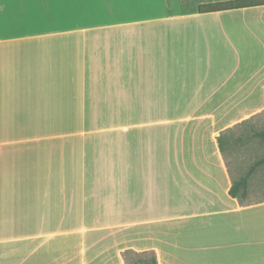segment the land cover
I'll return each mask as SVG.
<instances>
[{
    "label": "crops",
    "instance_id": "1",
    "mask_svg": "<svg viewBox=\"0 0 264 264\" xmlns=\"http://www.w3.org/2000/svg\"><path fill=\"white\" fill-rule=\"evenodd\" d=\"M0 0V264H264V199L219 136L264 110V5Z\"/></svg>",
    "mask_w": 264,
    "mask_h": 264
},
{
    "label": "rangeland",
    "instance_id": "2",
    "mask_svg": "<svg viewBox=\"0 0 264 264\" xmlns=\"http://www.w3.org/2000/svg\"><path fill=\"white\" fill-rule=\"evenodd\" d=\"M264 128V110L244 122L238 123L229 131L226 142L225 160L233 178H240L252 164L264 154V142L254 137V129ZM264 199V165L255 169L249 178V194L244 203ZM151 254L142 256L147 259ZM139 256L129 254L128 262L133 264Z\"/></svg>",
    "mask_w": 264,
    "mask_h": 264
},
{
    "label": "trees",
    "instance_id": "3",
    "mask_svg": "<svg viewBox=\"0 0 264 264\" xmlns=\"http://www.w3.org/2000/svg\"><path fill=\"white\" fill-rule=\"evenodd\" d=\"M258 5H264V0H231V1H225V2H220V3L201 4L199 5L198 10L200 12H210V11L238 9V8H243V7H252V6H258ZM230 130L231 128L223 131L218 138L220 149L224 157H225V152H226V142H227V139L230 138V135H229ZM253 135L254 137H257L260 141L264 142V128L254 129ZM263 165H264V154L252 164V166L250 167V169L247 171L246 174H244L240 178H233L232 186L230 188V194L233 197H237L241 202L244 203V200L248 197V194H249V178L257 167L263 166ZM129 254H134L135 256H139L136 260L133 261V264H158L154 253L136 252L133 250H127L124 253L126 264H129L127 263ZM148 254L152 255L150 259L142 257Z\"/></svg>",
    "mask_w": 264,
    "mask_h": 264
}]
</instances>
